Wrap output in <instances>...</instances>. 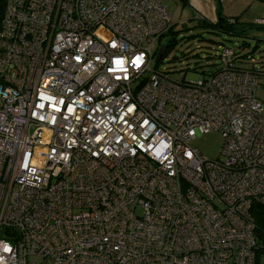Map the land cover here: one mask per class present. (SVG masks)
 <instances>
[{
	"label": "built area",
	"instance_id": "obj_1",
	"mask_svg": "<svg viewBox=\"0 0 264 264\" xmlns=\"http://www.w3.org/2000/svg\"><path fill=\"white\" fill-rule=\"evenodd\" d=\"M171 27L161 0H0V264H256L257 77L219 43L171 79Z\"/></svg>",
	"mask_w": 264,
	"mask_h": 264
},
{
	"label": "rangeland",
	"instance_id": "obj_2",
	"mask_svg": "<svg viewBox=\"0 0 264 264\" xmlns=\"http://www.w3.org/2000/svg\"><path fill=\"white\" fill-rule=\"evenodd\" d=\"M161 2L170 15L173 32L163 36L153 47L157 50L158 45H169L158 63H153L158 71L176 81H193L215 62L211 55L217 43L222 42L239 51L240 57L235 63L238 68L255 70L254 96L264 104V28L250 27L245 36L218 35L214 25L221 17H229L222 15L221 4L218 6L215 0ZM221 142L219 132L209 131L192 139L190 146L204 157L216 159L220 157Z\"/></svg>",
	"mask_w": 264,
	"mask_h": 264
},
{
	"label": "trees",
	"instance_id": "obj_3",
	"mask_svg": "<svg viewBox=\"0 0 264 264\" xmlns=\"http://www.w3.org/2000/svg\"><path fill=\"white\" fill-rule=\"evenodd\" d=\"M187 1V0H186ZM217 5L220 6L221 0H215ZM264 1V0H261ZM220 8V7H219ZM221 9V8H220ZM220 14V13H219ZM221 15V14H220ZM217 34H224L227 36H245V33L250 27H254L253 24L243 25L237 21L236 17H229V19L221 17L218 22L214 25ZM262 27V26H261ZM173 32L172 27L169 29L167 34H171ZM216 43V42H215ZM219 44V43H217ZM220 44H223L222 42ZM169 48V45L165 46L164 51L157 55L154 63H158V61L163 57L164 53ZM239 51L236 50V54L238 55ZM240 56L238 55V58ZM214 65V64H213ZM213 65H208V69H203L200 74L204 72H212ZM156 66V65H154ZM215 66V65H214ZM253 74L256 75L255 70H250ZM251 214L253 216V220L255 223V235L258 242L257 249L255 251V261L257 264V260L261 252H264V207L261 205L255 204L251 209Z\"/></svg>",
	"mask_w": 264,
	"mask_h": 264
},
{
	"label": "crops",
	"instance_id": "obj_4",
	"mask_svg": "<svg viewBox=\"0 0 264 264\" xmlns=\"http://www.w3.org/2000/svg\"><path fill=\"white\" fill-rule=\"evenodd\" d=\"M220 4L222 15L236 17L243 25L252 24L264 16V1L261 0H221ZM257 264H264V252L260 253Z\"/></svg>",
	"mask_w": 264,
	"mask_h": 264
},
{
	"label": "water",
	"instance_id": "obj_5",
	"mask_svg": "<svg viewBox=\"0 0 264 264\" xmlns=\"http://www.w3.org/2000/svg\"><path fill=\"white\" fill-rule=\"evenodd\" d=\"M219 20V19H218ZM164 49H165V46H160L159 47V50H158V52H157V55H160L163 51H164Z\"/></svg>",
	"mask_w": 264,
	"mask_h": 264
}]
</instances>
